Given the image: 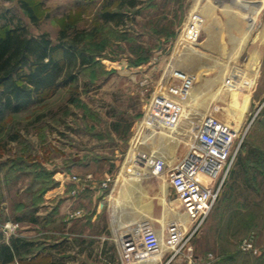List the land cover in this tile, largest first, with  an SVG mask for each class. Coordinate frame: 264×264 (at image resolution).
<instances>
[{
    "label": "rangeland",
    "instance_id": "obj_1",
    "mask_svg": "<svg viewBox=\"0 0 264 264\" xmlns=\"http://www.w3.org/2000/svg\"><path fill=\"white\" fill-rule=\"evenodd\" d=\"M21 1L0 0V32L16 20L53 41L61 29L81 31L93 61L55 93L0 117V241L31 243L0 264H120L149 237L174 250L184 243L173 256L166 251L162 264H215L226 249L264 264L256 259L264 258L262 172L255 184L246 173L253 189L237 171L240 158L254 167L250 145L264 151V0H143L119 26L98 18L105 0H24L35 20ZM200 61L238 85H193L181 105L185 128L170 131L175 126L155 120L150 100L176 67ZM208 112L243 137L208 216L185 241L191 219L167 171L195 139L197 128L186 136V122ZM145 227L171 232L142 234Z\"/></svg>",
    "mask_w": 264,
    "mask_h": 264
},
{
    "label": "trees",
    "instance_id": "obj_2",
    "mask_svg": "<svg viewBox=\"0 0 264 264\" xmlns=\"http://www.w3.org/2000/svg\"><path fill=\"white\" fill-rule=\"evenodd\" d=\"M142 2L143 0H105V9L99 13L98 18L105 24L122 25L129 12ZM114 3L113 10L106 9ZM21 6L35 20L32 6L24 0L21 1ZM59 34L57 41H53L45 32L30 34L19 20L10 21L4 26L0 32V117L20 112L30 104L41 101L46 95L55 93L58 88L76 78L79 67L93 61L83 51L84 32L79 31L70 36L65 29H61ZM246 153L254 158L251 161L254 167L248 168L250 165H246L244 159L240 158L237 171L246 174L251 169L250 177L255 180L254 184L261 171V180L257 184L258 190L263 189L264 196V151L250 145ZM237 171L232 170L233 179L238 177ZM244 181L246 187L253 188L249 175L246 174ZM230 188L233 189L234 186ZM262 202L264 203V198ZM251 205L254 208L261 206L258 202H251ZM30 245L29 241L21 237H11L7 243L0 241V262L12 261L15 255L28 251ZM237 252L238 250L231 252L226 249L215 264H229L233 261L234 264H248L247 259L243 260L242 255L238 257ZM256 259H262L260 262L264 260Z\"/></svg>",
    "mask_w": 264,
    "mask_h": 264
},
{
    "label": "built area",
    "instance_id": "obj_3",
    "mask_svg": "<svg viewBox=\"0 0 264 264\" xmlns=\"http://www.w3.org/2000/svg\"><path fill=\"white\" fill-rule=\"evenodd\" d=\"M171 79L164 92L156 94L149 103L155 120L166 126L180 123L181 105L193 86L192 76L178 69L171 71ZM242 137L243 133L240 135L238 129L208 112L199 123L195 139L184 156L168 169L169 186L191 219L185 241L202 225L213 207L239 151ZM251 247V241L242 245L243 249Z\"/></svg>",
    "mask_w": 264,
    "mask_h": 264
},
{
    "label": "crops",
    "instance_id": "obj_4",
    "mask_svg": "<svg viewBox=\"0 0 264 264\" xmlns=\"http://www.w3.org/2000/svg\"><path fill=\"white\" fill-rule=\"evenodd\" d=\"M236 23L238 24V26L242 25L240 21L238 22L236 21ZM211 38H213L214 41L216 40L215 39L216 37L214 35H211ZM202 56L203 55H199V57H202ZM252 61L254 62L255 59L253 58ZM197 63L198 62H196V65H194L193 67L189 66L185 69L176 67V70L178 69L180 71L185 72L188 75H191L193 78L192 85H230V84L238 85L236 84L233 76L224 77V73H225L224 69H221L220 67H215V68L205 67L201 64V61H200V64L197 65ZM254 79H255V74H251V76L248 77L246 85H252L254 82ZM238 80L242 82V78H239ZM241 85H244V84L241 83ZM204 103H206V101ZM201 114L203 115V113H200L199 115ZM173 230H174L173 232L177 233L175 229ZM168 232H171V231H168V230L164 231L162 229H158L155 227H145L141 231L142 234H160V235L162 233H168ZM143 240L144 241L139 246L135 248L131 247L127 251H125L127 254L124 253L123 255L124 257H122L123 259L122 261H120V264H162V257L164 256V254H166V251L170 252L171 254L172 251L174 250L172 245L163 246L157 241L155 242L150 241L151 237L143 238ZM174 253L175 252H173L171 256H173ZM195 256H196L195 258L198 259V255H195ZM107 264H117V263L115 262L114 259H112V260L107 261Z\"/></svg>",
    "mask_w": 264,
    "mask_h": 264
},
{
    "label": "bare ground",
    "instance_id": "obj_5",
    "mask_svg": "<svg viewBox=\"0 0 264 264\" xmlns=\"http://www.w3.org/2000/svg\"><path fill=\"white\" fill-rule=\"evenodd\" d=\"M203 116V115H202ZM202 116L201 115H199V117H201L200 119H199V117H197V119L195 120V122H193V123H189L188 121L186 122L187 123V125H186V136L189 134V136L191 135V134H193L194 133V130L196 129V128H198V125H199V123L201 122V120H202ZM227 116V115H226ZM199 119V120H198ZM227 120H225V122H226ZM226 123H228V121L226 122ZM185 123L183 122V119L181 118V120H180V123H178V124H176L175 125V127H173V129L172 130H170V131H175L176 132V130H178L179 129V132H183V130H184V128H185ZM181 126V127H180ZM233 128L234 129H236V127H234L233 126ZM163 132V131H162ZM166 132V131H165ZM180 133V134H181ZM179 136V135H178ZM178 136H176V137H178ZM185 213V212H184ZM185 215H187L186 213H185ZM187 217H188V215H187ZM189 218V217H188ZM190 219V218H189Z\"/></svg>",
    "mask_w": 264,
    "mask_h": 264
},
{
    "label": "water",
    "instance_id": "obj_6",
    "mask_svg": "<svg viewBox=\"0 0 264 264\" xmlns=\"http://www.w3.org/2000/svg\"><path fill=\"white\" fill-rule=\"evenodd\" d=\"M237 27H238V28H237ZM237 27H236V31H238V29H239V26H237Z\"/></svg>",
    "mask_w": 264,
    "mask_h": 264
}]
</instances>
